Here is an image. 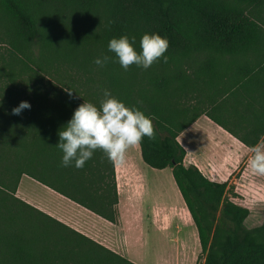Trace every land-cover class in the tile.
Segmentation results:
<instances>
[{
	"label": "trees",
	"instance_id": "obj_1",
	"mask_svg": "<svg viewBox=\"0 0 264 264\" xmlns=\"http://www.w3.org/2000/svg\"><path fill=\"white\" fill-rule=\"evenodd\" d=\"M144 33L167 37V61L127 71L114 59L93 63L114 57L108 41L123 34L136 37L139 51ZM263 41L264 0H0V264H137L16 194L27 174L118 223L115 164L96 150L83 168L62 167L56 147L73 110L84 100L99 106L105 89L152 119L155 139L141 140L143 160L172 169L203 264H264V220L248 227L250 209L231 198L235 185L186 166L178 140L203 114L249 148L261 139V115L204 110L193 96L204 64ZM246 75L226 89L243 90ZM22 100L31 108L13 115Z\"/></svg>",
	"mask_w": 264,
	"mask_h": 264
},
{
	"label": "crops",
	"instance_id": "obj_2",
	"mask_svg": "<svg viewBox=\"0 0 264 264\" xmlns=\"http://www.w3.org/2000/svg\"><path fill=\"white\" fill-rule=\"evenodd\" d=\"M253 47L250 43L249 52L244 56L223 54L219 62L204 64V71L198 74V92L193 96L202 109L232 112L243 109L251 118L261 115V126L264 124V41L259 48ZM242 73H247L244 89L227 90ZM199 134L205 135L208 147L199 139ZM178 140L186 149L185 161L193 158V164L206 177L221 183L238 184L231 176L241 161L252 155L251 148L206 114L185 129ZM153 169L143 160L140 144L127 150L123 164H115L118 223L103 218L27 174L22 175L16 194L113 251L123 256L128 254V259L137 264L145 263L133 259V241L149 235L150 227L160 237L170 239L173 245L171 251L164 252L163 262L156 261L158 264H197L201 250L198 230L190 217L179 214L188 207L171 177L172 169L169 168L168 175L167 168L159 169L165 177L153 175ZM213 169L217 174L220 171L222 177L217 178ZM240 189L236 186V191L242 194ZM167 194L175 197L173 204L156 202L158 198L167 200ZM232 200L242 205L237 199Z\"/></svg>",
	"mask_w": 264,
	"mask_h": 264
},
{
	"label": "clouds",
	"instance_id": "obj_3",
	"mask_svg": "<svg viewBox=\"0 0 264 264\" xmlns=\"http://www.w3.org/2000/svg\"><path fill=\"white\" fill-rule=\"evenodd\" d=\"M135 41V36L127 34L111 38L107 48L114 57H96L93 63L102 67L114 59L127 71L131 65L148 69L161 58L167 61L168 57L164 55L169 46L167 37L159 33H144L140 38L139 51L134 47ZM104 97L99 106L84 100L60 128L56 147L62 153V167L83 168L96 150L102 151L110 162L123 164L130 147L140 144L144 137L155 139L152 119L143 111L126 106L107 89ZM30 108V102L22 100L13 107L12 114L20 115L24 109ZM251 153L248 167L256 175H264V136L252 146Z\"/></svg>",
	"mask_w": 264,
	"mask_h": 264
},
{
	"label": "rangeland",
	"instance_id": "obj_4",
	"mask_svg": "<svg viewBox=\"0 0 264 264\" xmlns=\"http://www.w3.org/2000/svg\"><path fill=\"white\" fill-rule=\"evenodd\" d=\"M199 139H202V142L205 144V147H208L210 145L209 142L206 141L205 135L199 134ZM193 161L194 159L189 157L187 161H185L186 166L193 164ZM153 170V175L155 174V176L157 175V177H165V173H162L159 169L154 168ZM213 172L217 178L222 177V173L220 171L217 174V170L213 169ZM166 173L167 175L170 174L169 168H167ZM171 177L173 178L172 174ZM231 178L233 179V182L238 181V184L230 183L235 185V192H237L236 186H239L241 188L240 191L242 192V194H239L237 192V196H233L232 198L237 199V201L241 203L242 206H245L250 209V215L246 220V225L250 228L261 225L264 220V175H256L252 173L250 168L248 167V158L246 157L241 161L239 167L234 171ZM175 200L176 199L174 196L169 197L167 194V200L161 201L158 198L156 202L170 205L173 204ZM179 214L190 217L193 223H195L192 216H190L191 213L190 211H188V209L180 211ZM149 229L150 230L147 232L149 233V235L146 234L147 236L140 237L139 239L141 240L134 239V246L132 247V251L135 253V255L133 256V259L140 263L158 264L156 261L163 262L165 254L164 252L171 251V247L173 245L171 244L170 239L160 237L155 233V231L151 227ZM125 256L128 258L129 255L127 254ZM197 257L199 264H203L205 255L203 254L202 249L198 253Z\"/></svg>",
	"mask_w": 264,
	"mask_h": 264
}]
</instances>
